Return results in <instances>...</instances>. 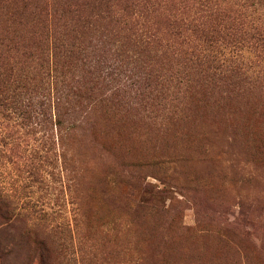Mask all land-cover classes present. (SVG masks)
<instances>
[{"label":"trees","instance_id":"trees-1","mask_svg":"<svg viewBox=\"0 0 264 264\" xmlns=\"http://www.w3.org/2000/svg\"><path fill=\"white\" fill-rule=\"evenodd\" d=\"M74 1L0 0V232L38 213L7 189L9 164L39 182L53 142L69 188L90 155L117 168L128 114L175 125L216 95H263L264 0H106L93 39Z\"/></svg>","mask_w":264,"mask_h":264},{"label":"rangeland","instance_id":"rangeland-1","mask_svg":"<svg viewBox=\"0 0 264 264\" xmlns=\"http://www.w3.org/2000/svg\"><path fill=\"white\" fill-rule=\"evenodd\" d=\"M105 2L74 1L89 39L106 26ZM226 96L177 125L128 114L117 168L90 155L69 188L53 142L39 182L9 164L7 189L18 187L38 213L0 232V264H264V88L217 101Z\"/></svg>","mask_w":264,"mask_h":264}]
</instances>
